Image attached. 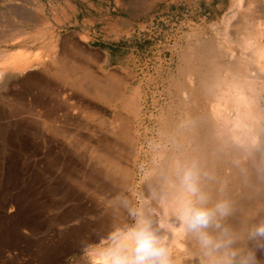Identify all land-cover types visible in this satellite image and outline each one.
<instances>
[{"label": "rangeland", "instance_id": "obj_1", "mask_svg": "<svg viewBox=\"0 0 264 264\" xmlns=\"http://www.w3.org/2000/svg\"><path fill=\"white\" fill-rule=\"evenodd\" d=\"M226 17L231 19L228 24ZM236 20L244 24L243 32H260L257 39L264 43V0H0V264H80L79 258L95 256L108 244L104 231L109 226L103 217L69 221L79 214L77 149L74 141L62 137L65 128L49 123L47 111L68 106L51 92L67 83L74 87L76 103L81 97L83 102L98 98L95 103L105 117L120 111L134 129H140L146 158L137 165L141 170L132 189L133 213H138L141 178L149 173L148 162L164 142L161 117L167 103L181 96L173 82L182 52L214 40L221 48L228 47L226 34L233 32ZM22 49L37 52L39 59L25 72L6 68L4 55ZM187 68L195 78L185 80L189 84L196 79L197 85L205 76L196 69L206 72L211 66L194 61ZM35 81L41 86L31 93ZM110 86L140 89L146 100L138 120L121 106L103 103ZM58 144L67 153L61 165L49 154ZM124 193L116 201L121 207L132 195ZM6 197L11 201L6 203ZM134 222L133 216L131 225Z\"/></svg>", "mask_w": 264, "mask_h": 264}, {"label": "bare ground", "instance_id": "obj_2", "mask_svg": "<svg viewBox=\"0 0 264 264\" xmlns=\"http://www.w3.org/2000/svg\"><path fill=\"white\" fill-rule=\"evenodd\" d=\"M230 20L226 17L225 23H230ZM243 25L239 20L234 22L233 32L226 34L230 43L228 47L221 48L220 43L214 40L202 44L201 49H184L178 79L171 78V83L175 80L173 89H177V97L181 96L167 103L166 114L159 120L164 142L159 144L162 147L155 152L157 156L148 160L149 173L141 178L137 212L150 219L158 234L169 240L176 264H201L202 260L198 245L178 232L179 224L172 215L175 202L182 194L180 176L186 169L196 171L202 191L211 195L213 200L221 197L231 200L234 213L230 223L233 225L239 226L246 219L259 220L264 211V43L257 39L260 32L256 33V29L243 32ZM38 57L37 52L22 49L4 55L3 65L25 72ZM194 61L200 65L208 64L211 69L203 72L197 68L196 74L204 75L205 79L199 80L197 85L196 79H191L189 85L185 77L195 78V75L187 67ZM40 86L41 82L35 81L29 92L40 89ZM120 89L108 87L109 98L102 100L103 103L107 102L109 107L114 105L115 109L121 106L138 120L146 98L138 87ZM51 93L68 106L47 111L49 123L65 128L62 137L74 141L77 149L74 166L77 171L79 214L69 221H83L87 217L99 221L95 218L101 216L109 226L104 231L107 236L130 226L136 206V194L132 189L141 170L137 165L144 163L146 158L143 157L140 129H134L132 121L120 111L110 118L108 115L105 117L106 113L98 110L99 104L95 103L98 98L93 97L94 102L87 99L88 102H83L84 97H81L77 99V104L73 96L74 87L67 83L61 82ZM34 102L37 104L38 100ZM171 113H176L178 119ZM72 115L75 117L72 118ZM48 142L51 143L50 139ZM52 152L49 153L54 155L52 162L61 165L66 153L64 148L59 145ZM50 180L49 176L45 183L49 185ZM127 190L132 192L131 199L121 207L116 204L117 197ZM9 201L10 198L5 202ZM60 201L62 206L64 200ZM62 223L66 226L68 222L65 220ZM96 257L82 256L79 263L95 264Z\"/></svg>", "mask_w": 264, "mask_h": 264}, {"label": "clouds", "instance_id": "obj_3", "mask_svg": "<svg viewBox=\"0 0 264 264\" xmlns=\"http://www.w3.org/2000/svg\"><path fill=\"white\" fill-rule=\"evenodd\" d=\"M180 187L172 215L178 232L198 245L201 264H264V218L246 219L239 226L230 223L233 203L204 193L194 169L183 172ZM133 216L132 225L109 235L95 264H176L169 240L158 234L153 222L142 213Z\"/></svg>", "mask_w": 264, "mask_h": 264}]
</instances>
